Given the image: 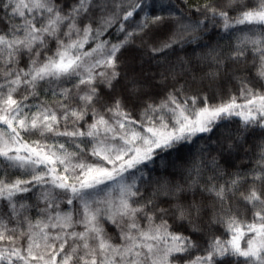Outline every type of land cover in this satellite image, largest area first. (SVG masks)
I'll use <instances>...</instances> for the list:
<instances>
[{"label":"snow or ice","instance_id":"1","mask_svg":"<svg viewBox=\"0 0 264 264\" xmlns=\"http://www.w3.org/2000/svg\"><path fill=\"white\" fill-rule=\"evenodd\" d=\"M0 264H264V0H0Z\"/></svg>","mask_w":264,"mask_h":264}]
</instances>
